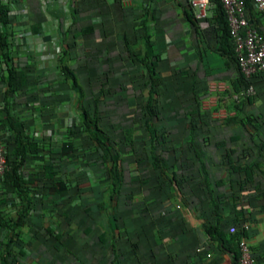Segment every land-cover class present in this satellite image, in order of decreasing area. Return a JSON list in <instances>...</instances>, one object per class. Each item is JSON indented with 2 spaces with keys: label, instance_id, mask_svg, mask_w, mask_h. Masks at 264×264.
Masks as SVG:
<instances>
[{
  "label": "crops",
  "instance_id": "1",
  "mask_svg": "<svg viewBox=\"0 0 264 264\" xmlns=\"http://www.w3.org/2000/svg\"><path fill=\"white\" fill-rule=\"evenodd\" d=\"M189 2L0 0L8 9L0 119L7 110L38 144L18 168L28 195L0 183V264H235L236 245L221 249L206 231L216 219L223 238L242 231L264 264V74L253 96L239 95L216 4L197 20ZM249 20L264 35L254 5ZM9 67L25 71L28 84L5 98ZM119 85L126 101L104 116L103 135L120 153L111 191L103 178L111 164L86 133L68 155L61 146L87 99ZM149 97L151 127L166 134L152 149L136 125L148 120L139 112ZM125 127L140 128L131 144L119 142Z\"/></svg>",
  "mask_w": 264,
  "mask_h": 264
},
{
  "label": "trees",
  "instance_id": "2",
  "mask_svg": "<svg viewBox=\"0 0 264 264\" xmlns=\"http://www.w3.org/2000/svg\"><path fill=\"white\" fill-rule=\"evenodd\" d=\"M216 4V9L220 12L221 18L219 19L222 21V27L224 29L225 35L223 38V43L225 44V48H223V52L236 66L239 71V77H240V83L241 88L238 93L245 92L249 87L252 88V92L249 94H244L246 98H249L255 94L254 90V84L255 79L259 78L260 75H263V73H255L249 78H246L239 70L236 58L234 56L233 52V46L231 44L229 33H228V25L227 21L224 15V12L221 8V5L218 0H211ZM252 0H245V6L247 10V16L250 19V8L252 7ZM258 15V14H257ZM259 16V15H258ZM8 19V9L0 4V24L6 25ZM259 32V31H258ZM260 33V32H259ZM262 34V33H260ZM81 33L73 34L72 38L75 39L76 37H79ZM264 37V35L262 34ZM6 37V36H5ZM0 36V48L3 49L7 45L6 38ZM68 53H63V59L65 55ZM60 60L61 65V73L64 76L66 81H69L70 83V89L73 90L76 94H78L79 99L84 98L83 92L80 89V86L78 84L76 75L74 72L66 66L64 63V60ZM141 62H143V59H141ZM154 67V64L152 63L149 67V79L152 82L153 81V75L150 72V70ZM1 81L5 84V98L9 94L22 89L25 87L27 82V75L26 72L23 70H17L15 68H8L7 74L3 77H1ZM152 93V90L149 91ZM123 93H125V90L123 89L122 85H119L117 90L116 89H103L100 90L98 93V96L96 98H88L86 101V104L84 107H82V112L80 114V122L79 124H75L70 128V134L72 135V140H69L68 142H65L61 146V154L68 155V153L74 149H77L79 141H81V135L79 131L82 133H86L89 140L92 143V149L93 151H100L101 156L103 158V163L109 162L111 165L107 166L104 171L103 178L105 180H108L110 182V190L113 191L115 188H117L118 185V178L120 177L119 174V150L118 148H115V146L111 145L112 142L103 135L104 127L107 125V123L104 121L106 120L104 116L106 117L110 113H112V109L115 107H120L122 102H125V98L123 97ZM114 103V105L112 104ZM5 109V108H4ZM6 110V109H5ZM141 118L148 117V120H141L140 123H137L136 125L140 128H143L146 132H148V136L146 140H141V143L143 145L146 144V142L149 144L150 148H155L159 146V142H164L166 139V134L163 132H159L151 127L150 120H154L156 118L157 114L155 112V108L151 104V98L149 97L146 101V104L144 106L140 107ZM139 128V129H140ZM0 129L4 131H8L11 134V140H8V145L10 142L13 144V147L7 146L6 150V166L7 169L4 173V176L0 183L4 184L5 188L9 192H17L19 195L27 196L28 191L27 188L24 186V182L22 179V176L18 172V168L20 165L24 163L27 156L35 153L38 149V144L32 140H30L26 134H25V124L20 119L16 118L13 115H10L7 113L6 110V116L3 119H0ZM133 129V127H125L122 129L123 136L120 138L119 142L120 144H131L134 140L133 134L134 132L139 130ZM74 134H78L74 136ZM76 137V138H75ZM152 158V164L153 167L158 166V160L157 158ZM136 165H138V162H136ZM9 167V169H8ZM53 166H44L45 173L48 174L49 171H52ZM249 172H247V178H250L248 175ZM219 221L216 219V222L208 226L206 228V231L209 235V237L218 242V245L221 249L227 248V243L231 245H236L238 248V240L240 236L244 233L238 232L237 234L231 235L228 239L223 238L225 235L220 230ZM238 255L239 252L235 251V264H238Z\"/></svg>",
  "mask_w": 264,
  "mask_h": 264
},
{
  "label": "built area",
  "instance_id": "3",
  "mask_svg": "<svg viewBox=\"0 0 264 264\" xmlns=\"http://www.w3.org/2000/svg\"><path fill=\"white\" fill-rule=\"evenodd\" d=\"M224 12L228 33L233 46L240 72L249 78L255 73L264 72V37L253 26L247 16L245 0H218ZM211 0H190L189 6L195 19L207 17ZM255 12L264 17V0H252ZM249 87L239 95L249 94ZM8 146V134L0 129V181L6 171V150ZM244 228H247L245 225ZM238 264H256V259L251 251L249 240L241 236L238 240ZM210 258L211 255H205Z\"/></svg>",
  "mask_w": 264,
  "mask_h": 264
},
{
  "label": "rangeland",
  "instance_id": "4",
  "mask_svg": "<svg viewBox=\"0 0 264 264\" xmlns=\"http://www.w3.org/2000/svg\"><path fill=\"white\" fill-rule=\"evenodd\" d=\"M75 124H77V123H73V125H75Z\"/></svg>",
  "mask_w": 264,
  "mask_h": 264
}]
</instances>
